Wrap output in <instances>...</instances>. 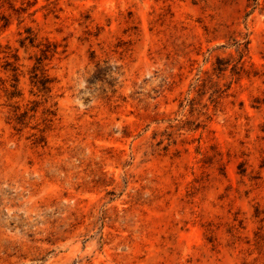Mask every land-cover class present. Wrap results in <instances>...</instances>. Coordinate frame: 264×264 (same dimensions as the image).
I'll list each match as a JSON object with an SVG mask.
<instances>
[{"label":"rangeland","instance_id":"1","mask_svg":"<svg viewBox=\"0 0 264 264\" xmlns=\"http://www.w3.org/2000/svg\"><path fill=\"white\" fill-rule=\"evenodd\" d=\"M0 264H264V0H0Z\"/></svg>","mask_w":264,"mask_h":264}]
</instances>
